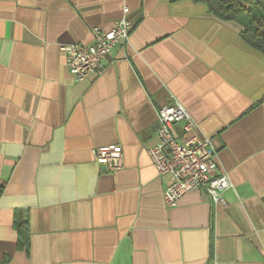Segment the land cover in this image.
I'll return each mask as SVG.
<instances>
[{
    "label": "crops",
    "instance_id": "crops-1",
    "mask_svg": "<svg viewBox=\"0 0 264 264\" xmlns=\"http://www.w3.org/2000/svg\"><path fill=\"white\" fill-rule=\"evenodd\" d=\"M124 7L129 40L75 80L60 46ZM243 28L192 0H0V264H264V59ZM173 99L211 138L224 205L200 191L164 203L145 147ZM113 144L110 173L94 151Z\"/></svg>",
    "mask_w": 264,
    "mask_h": 264
},
{
    "label": "built area",
    "instance_id": "built-area-1",
    "mask_svg": "<svg viewBox=\"0 0 264 264\" xmlns=\"http://www.w3.org/2000/svg\"><path fill=\"white\" fill-rule=\"evenodd\" d=\"M122 11V17L110 29L93 27L91 42L60 46L66 68L75 80L100 75L104 58L129 40L135 21L127 7ZM156 122L157 140L145 149L158 175L168 177L163 190L165 205L176 206L192 191H200L214 205H224L222 193L232 185L231 180L226 172L218 171L211 138L198 134V123L193 116L173 99L157 108ZM94 159L108 172L115 173L122 168V148L117 144L99 146L94 151Z\"/></svg>",
    "mask_w": 264,
    "mask_h": 264
},
{
    "label": "trees",
    "instance_id": "trees-1",
    "mask_svg": "<svg viewBox=\"0 0 264 264\" xmlns=\"http://www.w3.org/2000/svg\"><path fill=\"white\" fill-rule=\"evenodd\" d=\"M203 3L208 11L224 21H238L243 24L241 38L258 50L264 59V0H192ZM252 1L251 5L245 2ZM29 227L26 220L17 223V249L27 250Z\"/></svg>",
    "mask_w": 264,
    "mask_h": 264
}]
</instances>
